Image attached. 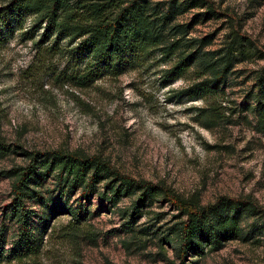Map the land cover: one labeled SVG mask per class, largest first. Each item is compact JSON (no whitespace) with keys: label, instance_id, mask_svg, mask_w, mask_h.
<instances>
[{"label":"rangeland","instance_id":"1","mask_svg":"<svg viewBox=\"0 0 264 264\" xmlns=\"http://www.w3.org/2000/svg\"><path fill=\"white\" fill-rule=\"evenodd\" d=\"M10 1L0 0V11ZM152 1L167 8L171 0ZM209 1L222 11L218 18L197 17L207 10L198 7L173 22L190 25L183 42L203 39L202 51L220 54L239 30L248 52L219 90L203 95L181 94L208 77L197 61L173 77L168 71L179 52L166 55L153 47L131 57L120 72L103 69L90 86H77L70 79L74 63L68 38L54 45L52 34L41 42L46 22L34 14L0 19V141L11 149L0 157L5 255L19 228L11 217L12 179L3 171L27 165L35 151L98 155L126 174L162 182L201 205L229 196L247 198L264 210V131L256 103L264 77V0ZM55 187L48 181L47 196L65 202ZM103 191L101 186L87 202L76 190L67 204L84 208L80 221L69 212L56 214L38 255L1 264H180L166 238L181 215L177 207L158 198L134 210L135 198L111 205ZM26 205L42 214L38 204ZM245 215L240 221L245 232L264 221V212ZM33 221L39 226L36 216ZM187 263L264 264V234L243 232Z\"/></svg>","mask_w":264,"mask_h":264},{"label":"trees","instance_id":"2","mask_svg":"<svg viewBox=\"0 0 264 264\" xmlns=\"http://www.w3.org/2000/svg\"><path fill=\"white\" fill-rule=\"evenodd\" d=\"M168 3L166 8L152 0H76L75 5L70 0H11L0 11V19L13 20L34 14L39 21L46 22L41 42L52 34L56 35L54 45L68 38L74 63L70 79L80 87L90 86L103 69L120 72L131 57L153 47L163 48L166 55L179 52L176 64L168 71L171 76L182 75L196 61L202 73L208 75L181 94L203 95L219 90L239 56L247 55L244 34L239 30L233 32L231 41L220 54L202 51L203 39L183 42L190 25L173 22L191 8H206L205 12L197 14L205 19L218 18L222 11L209 0H171ZM183 46L185 49L181 50ZM83 60L86 63L79 65ZM260 82L256 103L264 131V77ZM10 150V145L0 141V157ZM29 157L27 165L3 171L12 179L11 217L15 218L19 233L7 255L0 246V264L38 255L50 221L56 214L69 212L76 221L81 220L84 208L67 204L73 193L81 190L82 198L89 202L101 186L104 188L102 195L111 205L123 197H133L134 210L158 198L177 207L181 215L169 228L166 238L174 245L180 264H189L191 257L205 254L208 247L220 249L225 241L235 239L243 232L264 234V221L260 224L255 221L247 232L241 226L243 215L264 212L247 198L221 196L214 203L201 205L198 200L181 197L162 182L153 183L126 174L98 155L56 149L35 151ZM50 180L54 182L55 190L65 196V202L47 196L44 186ZM26 202L38 204L43 208L42 214L33 213L35 211L28 209ZM33 216L40 220L39 226L35 225Z\"/></svg>","mask_w":264,"mask_h":264}]
</instances>
